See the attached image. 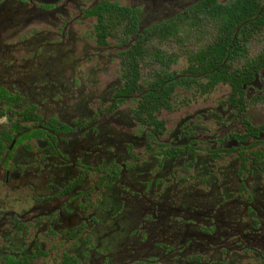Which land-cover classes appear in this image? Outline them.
<instances>
[{
    "label": "flooded vegetation",
    "instance_id": "flooded-vegetation-1",
    "mask_svg": "<svg viewBox=\"0 0 264 264\" xmlns=\"http://www.w3.org/2000/svg\"><path fill=\"white\" fill-rule=\"evenodd\" d=\"M211 2L0 0V264H264V63L240 92L177 87L161 127L139 35L99 31Z\"/></svg>",
    "mask_w": 264,
    "mask_h": 264
},
{
    "label": "trees",
    "instance_id": "trees-1",
    "mask_svg": "<svg viewBox=\"0 0 264 264\" xmlns=\"http://www.w3.org/2000/svg\"><path fill=\"white\" fill-rule=\"evenodd\" d=\"M211 3L212 7L183 14L142 34L130 10L112 6L110 11L102 13L100 32L111 33L116 39L139 35L125 57L136 80L144 69L150 74L145 84L158 86L161 95H151L143 106L154 122H158L154 110L171 109V98L177 87L196 86L203 93H211L218 85L228 84L240 92L245 78L264 63L262 1L256 0L254 9L251 0H236L231 6H222L216 0ZM255 53L260 55L254 56ZM181 59L187 61L186 68L183 72H172ZM158 123L163 127L162 121Z\"/></svg>",
    "mask_w": 264,
    "mask_h": 264
},
{
    "label": "rangeland",
    "instance_id": "rangeland-1",
    "mask_svg": "<svg viewBox=\"0 0 264 264\" xmlns=\"http://www.w3.org/2000/svg\"><path fill=\"white\" fill-rule=\"evenodd\" d=\"M187 66V61L185 59H181L177 65L174 66V69H176L177 71H182L184 68H186ZM219 91L215 92V95H218Z\"/></svg>",
    "mask_w": 264,
    "mask_h": 264
}]
</instances>
